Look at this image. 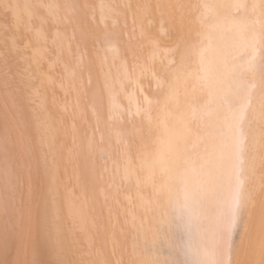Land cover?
Segmentation results:
<instances>
[{
	"label": "snow or ice",
	"instance_id": "1",
	"mask_svg": "<svg viewBox=\"0 0 264 264\" xmlns=\"http://www.w3.org/2000/svg\"><path fill=\"white\" fill-rule=\"evenodd\" d=\"M9 4L5 232L28 235L11 264H68L65 217L94 227L82 170L95 175L98 154L107 257L97 248L85 264H264V0H0Z\"/></svg>",
	"mask_w": 264,
	"mask_h": 264
},
{
	"label": "bare ground",
	"instance_id": "2",
	"mask_svg": "<svg viewBox=\"0 0 264 264\" xmlns=\"http://www.w3.org/2000/svg\"><path fill=\"white\" fill-rule=\"evenodd\" d=\"M11 4L0 7V18H5L10 15ZM76 50L73 49L71 55L65 54L63 59L69 65H73L76 62ZM58 71H60L58 69ZM89 71L95 73V62L92 61L89 65ZM57 96L60 93L57 91ZM89 115V119H90ZM79 127V121H77ZM64 127L67 130V136L64 139L63 151L67 153L68 163L63 165L66 171L62 174V178L66 180V187H75L74 173L72 171V155L75 151V146L72 140V130L68 125V119L64 121ZM104 160V156L98 154L96 157L95 175L90 174L86 169L82 170V184L86 187L88 194L93 198L91 207L96 208V211L92 213L94 218V227L85 223L82 229L78 226L72 225L71 221L65 217V223L67 229L64 233V247L65 255L64 259L68 264H85L86 261L91 259V255H85V253H94L99 248L107 257V235L102 230L101 225L103 220V206L97 207V204L101 201V196L98 190L97 176L99 175ZM261 170L257 169L255 173L248 174V179L245 183V192H253L257 186L258 178L260 177ZM6 170L3 155L0 154V264H11L14 256V249L17 245L21 248L28 242L27 229L20 235H6L5 232V196H6ZM35 246L39 252V259L41 261H47L49 259L47 248L42 240L36 238ZM18 259V264H23L24 257L21 255Z\"/></svg>",
	"mask_w": 264,
	"mask_h": 264
}]
</instances>
